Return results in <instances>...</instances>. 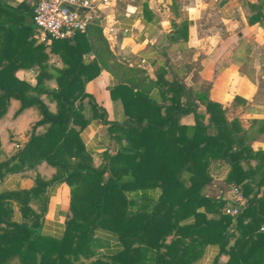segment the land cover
I'll list each match as a JSON object with an SVG mask.
<instances>
[{
  "label": "trees",
  "instance_id": "1",
  "mask_svg": "<svg viewBox=\"0 0 264 264\" xmlns=\"http://www.w3.org/2000/svg\"><path fill=\"white\" fill-rule=\"evenodd\" d=\"M28 15L32 23V7L0 0V119L12 100L18 103L14 116L29 108L39 115L21 146L0 157V181L35 170L31 188L0 192V264H191L209 244L219 247L214 264H264V234L258 231L264 195H256L264 170L255 178L243 169L242 159L253 154L233 135L221 105L208 99L207 83L196 90L183 76L153 79L119 62L96 20L71 39L34 44L28 39L33 26L23 22ZM89 53L94 58L85 61ZM30 67L37 68L34 85L15 75ZM102 69L115 79L108 90L122 102V125L108 121L85 91ZM85 99L92 117L109 125L116 149L100 153L98 163L80 137L89 123ZM186 113L194 114V125L179 124ZM9 141L20 143L13 136ZM214 164L229 165L227 182L246 179L245 195L256 185L236 216L225 213L224 200L202 193ZM41 165L53 172L41 174ZM60 183L69 187L68 207L62 234L53 236L42 227L50 192ZM97 230L114 234L120 246L98 252Z\"/></svg>",
  "mask_w": 264,
  "mask_h": 264
},
{
  "label": "crops",
  "instance_id": "2",
  "mask_svg": "<svg viewBox=\"0 0 264 264\" xmlns=\"http://www.w3.org/2000/svg\"><path fill=\"white\" fill-rule=\"evenodd\" d=\"M3 1L11 7L24 4L31 8L25 0ZM96 21L119 62L142 68L153 79L160 73L167 80L183 76L184 83L196 90L202 82L207 83L208 99L221 105L234 128L233 135L248 145L253 154L248 160L242 159L243 169H251L255 178L260 177L264 170V0H119L101 5ZM23 22L31 25L30 15ZM30 34L28 39L36 44ZM92 58L94 55L89 53L85 61ZM185 64L190 65L188 71ZM15 75L34 85L37 68L18 69ZM114 83L113 76L102 69L85 84V91L104 108L108 121L122 125L126 121L122 102L112 99L108 90ZM83 104L89 123L80 131V137L98 163L100 153L116 150L114 140L109 125L92 117L87 99ZM17 107L18 103L12 100L8 114L0 119V157L19 148L27 139L29 125L39 118L35 108L14 116ZM198 112L204 115L207 124L204 107ZM178 119L182 125L195 124L193 113L181 114ZM9 136L20 143L10 142ZM229 169L228 164H214L210 168L211 181L202 193L228 203L233 184L226 181ZM39 171L47 176L53 172L45 165ZM34 179L32 169L8 174L0 181V192L29 189L34 186ZM245 181L239 185L243 194ZM255 191L256 185L251 183L248 195L244 194L247 202ZM256 195H264V185L257 189ZM68 199L69 187L65 183L52 189L42 227L44 233L62 234ZM20 218L14 204V219ZM95 236L100 253L120 246L115 235L108 231L97 230ZM218 251V245L209 244L191 264H214Z\"/></svg>",
  "mask_w": 264,
  "mask_h": 264
},
{
  "label": "built area",
  "instance_id": "3",
  "mask_svg": "<svg viewBox=\"0 0 264 264\" xmlns=\"http://www.w3.org/2000/svg\"><path fill=\"white\" fill-rule=\"evenodd\" d=\"M32 7L30 39L36 44L71 39L99 19L100 6L119 0H25ZM225 213L236 216L246 207V197L239 185L229 188ZM258 231L264 234V222Z\"/></svg>",
  "mask_w": 264,
  "mask_h": 264
},
{
  "label": "rangeland",
  "instance_id": "4",
  "mask_svg": "<svg viewBox=\"0 0 264 264\" xmlns=\"http://www.w3.org/2000/svg\"><path fill=\"white\" fill-rule=\"evenodd\" d=\"M21 132H24V130H22ZM21 134V133H20Z\"/></svg>",
  "mask_w": 264,
  "mask_h": 264
}]
</instances>
